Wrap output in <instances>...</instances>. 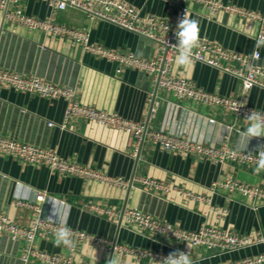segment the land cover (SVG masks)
Listing matches in <instances>:
<instances>
[{
    "label": "crops",
    "instance_id": "0c3cea01",
    "mask_svg": "<svg viewBox=\"0 0 264 264\" xmlns=\"http://www.w3.org/2000/svg\"><path fill=\"white\" fill-rule=\"evenodd\" d=\"M138 7L142 15H155L177 27L179 8L186 5L189 17L197 19L200 39L221 45L231 51L250 55L256 50L259 19L239 16L221 10L213 17L200 3L186 0H126ZM233 3L264 16V0H221ZM26 14L45 18L55 16L59 22L89 32L93 42L132 51L142 57H153L159 44L151 37L129 30L103 18L90 16L82 9L50 6L43 0H23ZM257 63L264 67V46ZM177 55V54H176ZM173 72L184 76L210 92L241 98L254 108L264 111V87L244 89L240 77L223 67L201 61L177 66ZM208 57L214 54L207 52ZM224 67H240L239 61L221 62ZM0 67L25 75L35 74L55 84L73 88L83 104L117 112L123 117L146 121L149 129L163 130L208 145L228 143L237 148L239 132L248 121L222 108L204 105L189 99L180 100L173 92L159 88L151 77L132 67L121 70L118 64L83 51L72 41L40 30H30L10 23L0 9ZM154 101V110L151 104ZM67 102L64 98L49 99L34 93L0 86V134L30 144L55 150L60 156L98 168L112 176L131 181L151 177L169 182L170 190L162 191L135 182L131 187L111 186L94 179L63 175L45 164L22 162L0 154V211L16 222L31 223L35 214L17 203L18 199L34 201L42 191L43 216L56 221V213L70 227L106 237L110 241L140 249L170 253L184 246L177 240L155 239L142 233L137 226L129 227L112 218L90 210L86 204L96 203L121 212L139 208L162 220L186 229L202 223L237 233H264V199L230 187L211 185L216 181L235 179L248 185L264 186V171L255 174L257 162L235 160L214 162L182 151L166 150L136 138L121 129L100 125L85 119L65 120ZM49 122H53L50 125ZM264 144V137L252 138L246 150ZM181 187L202 198L196 199L175 190ZM210 199V200H209ZM25 241L0 235V264H24L21 254ZM38 248L67 255L70 248L54 245V235L40 233ZM194 264H218L261 252L263 245L212 256L209 250L187 245ZM161 264L145 255L113 251L80 243L73 256L75 264ZM27 264H45L31 258Z\"/></svg>",
    "mask_w": 264,
    "mask_h": 264
},
{
    "label": "built area",
    "instance_id": "2783aa9c",
    "mask_svg": "<svg viewBox=\"0 0 264 264\" xmlns=\"http://www.w3.org/2000/svg\"><path fill=\"white\" fill-rule=\"evenodd\" d=\"M23 0H0V9L4 12V17L10 23L24 26L30 30H40L45 33L68 39L79 45L83 51L95 56L105 58L108 61L118 64L119 70L125 67H132L148 74L158 88L171 91L180 100H192L204 105L226 109L236 116L246 118L252 109L264 113L263 110L246 105L241 98L224 96L216 92H210L199 87L190 79L177 75L173 72L174 56L177 54L175 44L177 38L175 32L177 27L163 18L155 15H142L140 9L126 0H43L50 6L65 9L68 6L84 10L90 16L103 18L119 24L129 30L135 31L151 37L159 44V52L153 57H142L136 53L124 49L112 48L102 43L93 42L89 32L85 29L69 26L59 22L55 16L39 18L28 15L22 7ZM200 3L205 6L208 16L213 17L221 10L235 13L247 18L259 19L261 22L257 40H264V16L255 11L245 9L233 3H226L221 0H186ZM179 19L190 9L186 5L179 8ZM258 58L250 55L237 53L222 47L221 45L209 43L200 39L198 46L193 49L192 61H201L214 66L223 67L240 77L244 89L258 85L264 87V67L257 63L261 56L259 49ZM253 51V52H254ZM207 52L214 54L208 57ZM226 61H239L240 67L226 66L221 63ZM0 86L14 88L16 90L34 93L49 99L64 98L67 102L65 109V120L85 119L96 122L100 125L124 130L132 134L138 143L145 140L150 141L163 149L182 151L191 155H198L210 159L214 162L235 160L240 163L258 162V155L248 150H238L228 143L222 145H208L192 139L172 134L163 130L149 129L146 121L136 122L127 119L117 112L98 109L92 105L83 104L76 98L73 88L55 84L38 75H25L18 71L0 67ZM154 105L151 107V112ZM53 125V122H49ZM0 154H7L20 159L22 162L34 164H45L63 175H71L85 179H94L111 186L127 188L135 182L143 184L145 187L156 190L169 191V182L151 177H136L131 181L122 176H112L106 172L74 160L60 156L55 150L42 148L25 141L17 140L0 134ZM218 186L230 187L240 190L242 193L261 197L264 199V186L248 185L235 179L216 181L211 185L215 190ZM176 191L196 199L202 198L191 191H186L177 186ZM46 197L44 191L38 193L34 201L18 199L21 206L34 211V218L28 225L20 224L10 218L6 213L0 211V235L9 234L13 239H22L26 243L23 246L21 260L27 264L31 258L39 259L45 264H75L73 256L80 243H87L94 247H106L110 251L145 255L162 262L169 253H162L151 249H140L122 244L114 243L106 237L98 234L70 227L72 229L73 247L67 255L51 253L38 248L35 244L40 233L54 235L59 223L48 220L43 216L42 202ZM210 200V199H209ZM86 206L97 212L112 218H120L129 227L137 226L141 232L150 235L152 238L163 236L166 240H177L184 246L180 251L188 252L187 245L209 250L212 256L222 255L239 251L256 245L264 247V233L246 234L226 230L207 223H202L196 229H186L174 223L162 220L139 208H125L121 212L102 206L96 203H88ZM218 264H264V249L252 256H246L236 260H225Z\"/></svg>",
    "mask_w": 264,
    "mask_h": 264
},
{
    "label": "clouds",
    "instance_id": "9594fccd",
    "mask_svg": "<svg viewBox=\"0 0 264 264\" xmlns=\"http://www.w3.org/2000/svg\"><path fill=\"white\" fill-rule=\"evenodd\" d=\"M177 31L175 36L177 43L175 44L177 55V66H188L192 63L193 49L198 46L200 41V27L197 19L190 18L185 13L178 21ZM264 46V40H257L256 48ZM253 57L258 58V52H253ZM248 121V127L239 132V140L237 143L238 150L245 151L248 148L249 141L252 138L264 137V113L252 109L250 114L245 118ZM258 153L257 167L254 169L255 174H260L264 171V144L258 145L255 149ZM56 222L59 223L54 234V245L57 247H73L72 229L66 224V221L60 219L56 213ZM109 264H119L118 259H111ZM161 264H194L188 252L176 250L170 252L167 257L163 258Z\"/></svg>",
    "mask_w": 264,
    "mask_h": 264
},
{
    "label": "water",
    "instance_id": "95a60500",
    "mask_svg": "<svg viewBox=\"0 0 264 264\" xmlns=\"http://www.w3.org/2000/svg\"><path fill=\"white\" fill-rule=\"evenodd\" d=\"M158 86L156 85V87H155V94H154V97H155V95H156V93H157V91H158ZM154 105V101L152 102V104H151V107ZM131 187V186H130ZM120 223H122V219H120ZM112 253H113V250L111 251Z\"/></svg>",
    "mask_w": 264,
    "mask_h": 264
}]
</instances>
